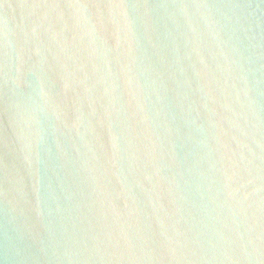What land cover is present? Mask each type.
Masks as SVG:
<instances>
[{"label": "water", "instance_id": "95a60500", "mask_svg": "<svg viewBox=\"0 0 264 264\" xmlns=\"http://www.w3.org/2000/svg\"><path fill=\"white\" fill-rule=\"evenodd\" d=\"M0 264H264V0H0Z\"/></svg>", "mask_w": 264, "mask_h": 264}]
</instances>
